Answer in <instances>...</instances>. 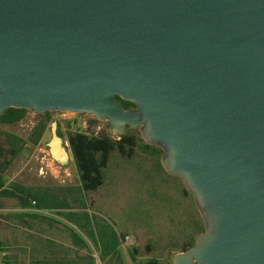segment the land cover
Instances as JSON below:
<instances>
[{"label":"water","instance_id":"95a60500","mask_svg":"<svg viewBox=\"0 0 264 264\" xmlns=\"http://www.w3.org/2000/svg\"><path fill=\"white\" fill-rule=\"evenodd\" d=\"M9 109L138 129L204 222L172 264H264V0H0Z\"/></svg>","mask_w":264,"mask_h":264},{"label":"rangeland","instance_id":"374dc122","mask_svg":"<svg viewBox=\"0 0 264 264\" xmlns=\"http://www.w3.org/2000/svg\"><path fill=\"white\" fill-rule=\"evenodd\" d=\"M47 122L43 138L35 144L30 138L42 120L40 115L27 112L16 124H0V178L5 186L12 184L28 188L49 187L77 188L80 185L77 168L72 156L67 163H58L51 158L48 143L51 140V125L57 123L67 142L69 132L82 131L88 135H98L110 131L108 123L100 122L88 114L54 112ZM139 145L145 144L138 129L133 130ZM10 134L20 142H12L6 137ZM117 138V137H114ZM19 150L16 158L12 150ZM26 149L30 157L22 155ZM162 150L155 154L135 150L131 157L113 153L108 168L104 171V185L95 192L87 194L86 211L98 224L96 234L104 230L117 238L119 248L115 257L102 255L100 245L94 244L74 225L51 212H41L59 220L63 225L53 222V227L43 223L48 239L59 242L47 249L53 256L49 262L60 260L61 264H172V259L181 253L186 244L196 242L201 226L200 216L192 198L185 193V186L179 178L170 176L160 167ZM0 233L6 244V251L0 252V262L9 258L16 264H36L42 254L35 252L44 246L41 239L33 237L16 214L25 212L18 207L17 200L0 198ZM78 212L84 210L76 209ZM37 228V221L26 219ZM86 243V247L75 250L73 232ZM73 240V241H72ZM31 249V251H29ZM135 253V261L130 253ZM56 253V254H54ZM7 256V257H5ZM103 257V259H102ZM50 263V264H51Z\"/></svg>","mask_w":264,"mask_h":264},{"label":"trees","instance_id":"16d2710c","mask_svg":"<svg viewBox=\"0 0 264 264\" xmlns=\"http://www.w3.org/2000/svg\"><path fill=\"white\" fill-rule=\"evenodd\" d=\"M123 106L126 110L134 107L128 102H124ZM26 113L27 111L25 110L9 109L5 115L0 117V124H16L25 117ZM50 116L51 114H48L47 117H42V120L34 129L30 139L35 144L43 138L47 129V122L51 118ZM132 132L134 131L129 129L125 135L117 138H114L110 131H103L98 135H88L82 131L69 132L66 140L69 144L79 176L80 185L77 188H58L55 190L49 187L28 188L18 184H12L6 187L4 180L0 178V198L17 200L19 209L25 210V212L16 214L15 217L22 220L26 229H32V223L26 220L30 219L31 221H37L36 225L38 230L46 233V230L42 228L43 223L47 224L49 227H53V222L57 223V225H63V223L41 212L58 214V216H61V218L68 223L80 229L94 244L100 245L104 257L110 255L115 257L119 248V241L116 237L111 239V235L106 234L105 230L99 235L96 234L98 224L95 223V218H92L86 211L89 209L86 196L91 192L97 191L104 185V171L108 168L113 153L118 152L122 156L131 157L137 149L143 150L145 153L153 151L155 154H158V152H161L160 148L149 146L146 143L139 145L138 138L133 134H129ZM58 134L63 138L60 127L58 129ZM6 137L12 142L21 141L18 137L10 134H6ZM139 140L144 142L142 138H139ZM11 153L12 157L16 158L19 155V150L14 149ZM157 162H159L160 167L163 168L161 161L158 160ZM184 191L191 197L186 189ZM76 209L84 210L85 212H78ZM196 210L198 212L197 207ZM198 216H200L199 212ZM200 221L202 223L201 226L198 225V223L196 225L197 231L201 234L204 231V222L201 216ZM72 232V236L75 240H72L73 243L78 245L80 249L86 247V243L80 239L74 231ZM45 241L48 245H55V243L51 242L49 239ZM194 244V241L189 242L181 252H184ZM4 251H6V244L0 233V252ZM135 253L136 252L130 253L133 261H135ZM50 263L49 258L46 256L44 264ZM4 264H16V262L9 258H5ZM51 264H61V262L54 261ZM148 264L158 263L154 261Z\"/></svg>","mask_w":264,"mask_h":264},{"label":"crops","instance_id":"0c3cea01","mask_svg":"<svg viewBox=\"0 0 264 264\" xmlns=\"http://www.w3.org/2000/svg\"><path fill=\"white\" fill-rule=\"evenodd\" d=\"M63 223H68L66 220H65V222H63ZM70 224V223H69ZM70 225H72V224H70ZM27 231H29L30 232V234L33 236V237H36L37 239H41V241L43 242V244H44V246L42 245V247L40 246L39 247V249H35V252H37V253H40V254H42V259L40 260V259H37L36 261H35V263L36 264H44L45 263V258H46V256H47V258H49V259H51V254H50V252H48V250L47 249H49V248H52V247H54L53 245H48V243L45 241V240H47L48 239V236L47 235H45V232H43V231H41V230H38V227H37V229L34 227V225H32V229H27ZM51 241V240H50ZM51 242H53V241H51ZM55 244L56 245H58V246H60V244H59V242H57V241H55ZM73 245H74V249L75 250H81L80 249V247L78 246V245H76V244H74L73 243ZM50 246V247H49ZM29 251H31V249H29ZM54 254H56V253H54ZM53 257V256H52ZM55 261H60V260H55Z\"/></svg>","mask_w":264,"mask_h":264},{"label":"bare ground","instance_id":"6f19581e","mask_svg":"<svg viewBox=\"0 0 264 264\" xmlns=\"http://www.w3.org/2000/svg\"><path fill=\"white\" fill-rule=\"evenodd\" d=\"M53 146H54V149H58L59 150V147H58V144H57V142H55L54 144H53ZM60 154H61V156L63 155L61 152H59ZM63 162H64V160H62ZM62 163V162H61Z\"/></svg>","mask_w":264,"mask_h":264},{"label":"flooded vegetation","instance_id":"af4514ba","mask_svg":"<svg viewBox=\"0 0 264 264\" xmlns=\"http://www.w3.org/2000/svg\"><path fill=\"white\" fill-rule=\"evenodd\" d=\"M133 108V107H132ZM50 113H47L46 115H40L41 117H47V115ZM59 129V128H58Z\"/></svg>","mask_w":264,"mask_h":264},{"label":"built area","instance_id":"2783aa9c","mask_svg":"<svg viewBox=\"0 0 264 264\" xmlns=\"http://www.w3.org/2000/svg\"><path fill=\"white\" fill-rule=\"evenodd\" d=\"M0 264H4V263L0 262Z\"/></svg>","mask_w":264,"mask_h":264}]
</instances>
